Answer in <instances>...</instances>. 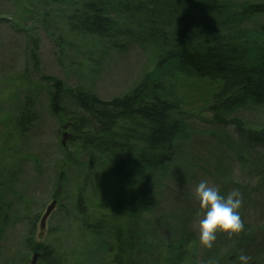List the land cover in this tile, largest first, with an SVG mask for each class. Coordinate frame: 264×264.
Returning a JSON list of instances; mask_svg holds the SVG:
<instances>
[{"label":"rangeland","instance_id":"374dc122","mask_svg":"<svg viewBox=\"0 0 264 264\" xmlns=\"http://www.w3.org/2000/svg\"><path fill=\"white\" fill-rule=\"evenodd\" d=\"M260 6H264V0H210L209 8L225 34H234L242 44L250 45L254 38V44L262 42L264 13L246 11ZM152 8L149 6L147 11ZM171 13H165L167 18L156 25V31L162 23L171 24ZM192 13L184 17L175 12L174 22L180 20L178 29L184 30L185 18L197 22ZM23 14L13 0H0V264H29L33 251L27 241L33 243L31 246L44 244L54 248L60 264H108L118 245L112 238L89 236L84 222H90L100 211L106 212L101 208L107 207L104 202L110 197L115 201L123 199L128 211L136 198H146V207L156 202L148 217L156 222L155 227H148L145 220L137 225L148 235L150 229L152 235L161 232L167 236L158 221L167 222L166 214H177L182 207L185 215L180 212L181 218L189 220L186 229L175 224L171 238L165 241H173V247L182 241L180 246L187 254L180 262L173 261L175 251L171 255L170 249L152 240L155 243L149 241L145 249L128 252L124 264H234L241 251L252 258L249 264H264V145L251 144L233 127L211 121L207 111L213 91L210 82L179 70L172 61L157 66V48L147 32L152 19L142 29L138 26L139 13L127 15V23L118 26L121 35L116 37L113 50L108 49L103 55V43L97 42L95 47L96 44L74 36L64 43L67 34L61 23L48 30ZM195 15L203 17L206 13L199 11ZM198 25L193 26L194 31ZM32 39L36 40V49ZM60 40L69 47L62 50ZM201 42L192 36L190 46L200 47ZM147 75L148 82L157 83L160 98L175 104L179 113L175 117L183 124L174 143V163L155 174L161 180L158 189L152 188L153 182L141 185L138 179L128 180L129 170L124 181L112 172L115 169L109 168L113 175H106V162L93 156L90 147L82 148V140L76 139L72 131V122L69 124L65 116L53 115L48 101L50 80L62 82L67 89L81 87L109 101L130 94ZM23 110L34 118L29 127L22 123ZM233 116L242 121L246 132H256L251 135L264 130V104L245 107ZM64 133L69 136L64 138ZM251 135L244 136L264 144ZM128 160L130 168H135L134 156ZM201 180L209 181L225 194L239 189L244 197L241 215L245 231L231 239L219 235L212 250L204 248L197 239L198 203L193 193ZM129 190L135 198H128ZM53 199L56 204L42 222L40 219ZM181 218L177 220L182 222ZM30 236L32 240L28 239Z\"/></svg>","mask_w":264,"mask_h":264},{"label":"trees","instance_id":"16d2710c","mask_svg":"<svg viewBox=\"0 0 264 264\" xmlns=\"http://www.w3.org/2000/svg\"><path fill=\"white\" fill-rule=\"evenodd\" d=\"M13 2L16 8L24 11V17L29 16L31 19H35V23L42 28L53 30L61 23L66 29L67 36L64 40L63 38L59 39H62L64 43H66V39H72L73 36L88 40L92 45L96 44L95 47H97V42L103 43V47H105L101 51L103 55L107 54L108 49L113 50L116 37L121 35L118 26L127 23L125 21L127 15L133 12L142 15L147 12L149 6L161 10L163 5L169 3L166 0H32L29 3H23L27 0H13ZM190 6L194 13L192 14L197 18L196 23L185 18L182 21L184 30L177 28L180 20L170 25L162 24L163 28L166 27L165 29L172 27L175 30L171 34V38L183 31L193 35V26L199 24L202 19L203 23L212 21V25H218L213 20L214 15L209 8L210 0H191ZM247 9L246 12L251 14L264 13V6L261 7V11L251 7ZM191 11L183 14L184 17H190ZM199 11L206 13L208 19L206 16L197 17L195 14ZM162 12L160 11V13ZM189 23L192 26H188ZM227 27H224L225 30ZM155 31L156 27L147 29V32L155 38L153 42L156 45L158 57H171L175 63H178L176 65L178 69L185 67L197 77H206L211 81L213 91L210 96L211 103L207 109L211 114V121L218 126L233 127L237 135L251 144L264 145L246 138L245 134L251 135L256 132H246L242 121L233 116L245 107L264 104V41L254 49L240 47L237 45L236 39L233 40L235 43L233 46L216 42L213 46L204 45L191 48L189 43L185 44L179 39L170 43H167L169 40L158 43L160 38L155 37ZM260 36L264 40V25L260 27ZM31 43L36 49V40L32 39ZM64 43L60 40L61 45L59 46L62 50L69 47ZM170 54L174 55L169 56ZM33 59L36 61L35 55ZM157 66H159V61ZM148 79H150L148 75L145 76L139 86L130 94L109 101L101 100L81 87L75 90L67 89L62 82L50 80L52 84L48 101L52 114L69 118V124L72 122L71 127L76 139H81L83 142L82 148L90 147L93 150L91 152L93 156L97 155L106 162L107 170L115 169L116 171L112 172L120 176L122 181L127 179L129 170L128 180L138 179L141 185L153 182L152 188L158 189L161 180L155 174L162 173L174 163L172 158L174 143L182 132L183 124L175 117V114H179L175 110V104L163 101L158 95L157 83L148 82ZM23 113L22 123L29 127L34 118L26 110H23ZM243 132L246 133L243 134ZM251 136L254 140L264 141V130L259 135ZM130 156H134L136 160L135 168H130L128 160ZM123 168L125 169L123 170ZM120 169L123 170L122 175L119 173ZM108 171L106 175L110 176L111 172ZM111 175L113 174L111 173ZM132 194L133 192L129 190L128 198L136 197ZM150 197L154 198V196ZM109 200L106 199L104 202V206L107 207L101 208H104L106 212L100 211L90 222L85 221L84 229L88 231L89 236L94 238L114 239L118 250L114 249L113 258L108 264H124V257L128 252L134 249H145L147 245H150V240L134 239L136 231L140 230L137 228V221L141 217V212L148 209L144 205L146 198L134 199L135 204L130 208V211H128L129 206L123 204V199L115 201L113 197H110ZM78 207L80 210L83 209H81V203L78 204ZM183 208L185 207L174 214L176 218L179 216L181 218L180 212H184L182 215H185ZM122 214L129 217L125 218ZM124 225L126 226L125 230L121 228L122 231L119 232L117 229ZM130 233L132 234L129 239ZM142 236L144 235L142 234ZM28 239L32 240V237L30 236ZM31 244L27 241L28 248L40 254L36 264L61 263L55 249L51 246L44 244L31 246ZM169 253L172 255V252ZM175 253L174 263L175 261L176 263L180 262L187 254L182 251L181 246L176 249ZM157 262H159L158 259Z\"/></svg>","mask_w":264,"mask_h":264},{"label":"bare ground","instance_id":"6f19581e","mask_svg":"<svg viewBox=\"0 0 264 264\" xmlns=\"http://www.w3.org/2000/svg\"><path fill=\"white\" fill-rule=\"evenodd\" d=\"M190 4H191V0H171L168 4L163 5V7L161 8V10H158L157 8H152L151 10H149V11L143 13L142 15H140V18L138 19V25L142 29H145L146 26H147L148 20L151 18L152 19V24H153L151 27H156V25L160 21H163V20H165L167 18V15L165 13H170V12H172L170 14L171 15L170 16L171 17L170 21H171V23H174V21H175V18H174L175 14L174 13L175 12H178V13H181V15L187 13L189 11V9H191L190 8L191 7ZM261 7L262 6H260V9L259 8H256V10H261ZM181 10H184V11L183 12H180ZM160 11H163V12L160 13ZM142 17L144 18V20L141 19ZM206 18H207V16H206ZM165 23H162V24H165ZM158 27H160V28L158 29V31H156L155 37L157 36L162 41H168L169 40L167 43H170V42H172L175 39H179V41H182L185 44H188V43L190 44L192 42V36H194L195 38H199L203 42V44L201 42V44H200L201 46H204V45H212L213 46L216 42H219L222 45L233 46L235 44L233 42V40H235V39H236L235 41L238 42L237 45H239L240 47H245V48L251 47V49H254L255 46H259V43L258 44H254V41H256V38H254L253 41H250V42H252V43H250V45L242 44V42L240 41V38L237 37V36L235 37L234 34H229L230 36H228L227 34H225L224 29L222 30L221 29V26L219 24L218 25H215V26L212 25V24H206V22L203 23V19L200 22L199 28L194 31V34L195 35H192V33L187 32V31H183L181 33L177 31L180 34L175 35L174 37L171 38V34H173L175 32V30L172 29V27L170 29H165L166 28L165 26H164V28L162 26H158ZM140 33H142V31ZM150 37L154 41V39H155L154 36H152L150 34ZM152 40H150L151 43H153ZM263 41L264 40L262 39V42ZM173 55L170 54L169 56H173ZM158 61H159V65H161V64H163L164 62H167V61L174 62L171 57H168V58L158 57ZM174 64H175V66L178 65V63H175V62H174ZM179 70H182V71H190L189 69H187L185 67H180ZM190 72H192V71H190ZM202 80L211 82L206 77H203ZM65 129H66V127L63 126L62 127V130H65ZM67 136H69V135H67V134L64 133L63 137L64 138H67ZM53 201H54V199H53ZM167 204H169V203H167ZM153 207L155 208V205L154 204H151V205L147 206L146 208H148V209L146 210V212L144 211V213L141 214V216L143 217V219L141 217H139V220L140 221H137V222L142 223V222H144L142 220H145V221H147L148 227H151V228L155 227V223L156 222L155 221H151L148 218V217H150L149 212L152 210ZM46 211H47V209H46ZM43 216L40 219L41 221H42ZM165 217L168 218V221L167 222H161L159 220L158 221V224H159L160 228L163 229V232L165 234H168L167 236L162 235L161 232H158V234H156V235H152V231L149 228L148 229L151 232V234L148 235V234L142 232V230L144 229V228H142L139 231L138 230L136 231V237L134 239H138V240L139 239H148L151 242H152V240H158L160 242V245L162 247L165 246L166 249H170L171 250L170 252L176 251V249H178V247H180L182 241L179 242L180 244H179L178 247H173L172 246L173 245L172 244L173 241H171V240L168 241V242H165V241L168 238H171L169 236V234L170 233L172 234V232L176 229L175 224L179 223L178 226H180V227H188L189 220L187 218H181L183 221L180 222V221L177 220L178 218H176V216H174V214H170V213L166 214ZM183 217H186V216H183ZM121 228H123V230H125L124 228H126V226L124 225L122 227H119L117 230L120 232V231H122ZM131 234L132 233H130L128 235V238H129V236ZM142 234L144 236H142ZM152 243H155V242H152ZM150 252H151V250H150Z\"/></svg>","mask_w":264,"mask_h":264},{"label":"clouds","instance_id":"9594fccd","mask_svg":"<svg viewBox=\"0 0 264 264\" xmlns=\"http://www.w3.org/2000/svg\"><path fill=\"white\" fill-rule=\"evenodd\" d=\"M193 196L198 203L197 239L204 248L212 249L221 234L231 239L245 231L241 215L244 197L239 189L225 194L209 181L201 180ZM251 259L249 255L241 251L236 262L249 264Z\"/></svg>","mask_w":264,"mask_h":264},{"label":"water","instance_id":"95a60500","mask_svg":"<svg viewBox=\"0 0 264 264\" xmlns=\"http://www.w3.org/2000/svg\"><path fill=\"white\" fill-rule=\"evenodd\" d=\"M55 205V202H53L48 208H47V211L45 213V215L43 216L42 218V222L45 221V219L49 216V214L51 213L53 207ZM39 257V254L38 253H34V255L32 256V259H31V262L30 264H35L36 261H37V258Z\"/></svg>","mask_w":264,"mask_h":264}]
</instances>
